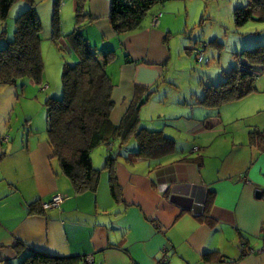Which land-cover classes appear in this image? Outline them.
Returning <instances> with one entry per match:
<instances>
[{"label":"crops","instance_id":"obj_1","mask_svg":"<svg viewBox=\"0 0 264 264\" xmlns=\"http://www.w3.org/2000/svg\"><path fill=\"white\" fill-rule=\"evenodd\" d=\"M65 1L59 20L76 14V0ZM160 5L148 12L141 30L117 34L109 21L111 0L82 4L87 44L98 56L113 53L105 71L113 85L115 125L143 97L139 119L152 107L167 105L168 95L159 96L174 48L168 16L152 23ZM71 26L75 29V21ZM3 27L0 23V31ZM258 78L243 101L264 93L263 77ZM198 96L169 103L157 119L149 118L150 126L143 124L174 141L166 155L149 160L138 156L135 137L117 139L111 144L116 159L111 170L103 152L97 190L81 194L52 158L47 133L38 135L25 116L26 125L13 139L7 128L11 114L5 116L0 122V264H21L33 253L79 257L87 264H264V154L249 145L248 134L242 138V128L240 140L233 138L237 130L228 138L219 109L195 104ZM253 107L247 109L252 113ZM111 172L119 188L116 200ZM55 195L63 202L44 209Z\"/></svg>","mask_w":264,"mask_h":264},{"label":"trees","instance_id":"obj_2","mask_svg":"<svg viewBox=\"0 0 264 264\" xmlns=\"http://www.w3.org/2000/svg\"><path fill=\"white\" fill-rule=\"evenodd\" d=\"M19 0H0V23L4 24L11 8ZM63 0H54L52 26L54 39L60 34L58 9ZM76 0L75 29L65 36L67 48L77 55L74 64H65L62 74L63 94L59 99L49 98L46 106V133L52 158L59 161L61 172L70 179L76 193L95 192L98 186V171L91 161L92 150L101 145L107 149L106 166L115 162L111 144L115 140L125 142L131 136L139 144L138 156L149 160L158 159L169 152L174 141L161 132L146 130L140 125L135 107L115 125L111 122L113 85L105 67L113 58L111 51L98 56L84 39L81 29L82 4ZM168 0H111L109 21L117 34H129L142 29L148 12L157 4ZM259 12V13H258ZM262 14L259 15L258 14ZM257 15L264 22V0H248L235 9L233 17L241 27ZM13 40L0 36V87L16 86L18 80L42 81L43 62L40 49L41 22L33 0H25L15 19ZM245 63H238L224 73V80L208 85L195 104L208 109H218L224 104L236 102L255 91L256 78L264 74V47L257 46L240 54ZM218 119V118H217ZM211 123H209L210 125ZM211 126V125H210ZM249 145L264 154V130L254 129L248 133ZM111 170V169H110ZM110 193L118 199L119 188L111 172ZM214 252L203 257L208 260ZM79 257H55L33 253L21 264H79Z\"/></svg>","mask_w":264,"mask_h":264},{"label":"rangeland","instance_id":"obj_3","mask_svg":"<svg viewBox=\"0 0 264 264\" xmlns=\"http://www.w3.org/2000/svg\"><path fill=\"white\" fill-rule=\"evenodd\" d=\"M68 1L65 2L69 3ZM247 1L168 0L158 6V11L161 12L159 14L168 16L173 34V58L166 72L165 86L159 96L164 100L165 95H168V99L166 106L152 107L151 113L146 114L145 119H143V113L140 117L141 126H144L143 124L150 126L149 118L157 119V112H162L164 107V111H167V107L172 105L169 103L173 102L174 104L176 100L189 94L202 95L206 86L216 85L224 80V73L230 71L239 60L240 63H245L240 56L243 51L257 46L264 47V22H260L257 15H254L253 20H249L241 27L235 25L234 11L236 8L244 6ZM21 3L24 4L25 0H19L11 8L3 24L4 27L0 31L1 34L4 29L5 39L10 42L13 40L15 32L14 22L19 14V10L16 11V9L19 5H23ZM33 3L41 22L40 49L44 69L40 84L32 83L29 79H20L16 86L0 87V122L3 124L4 117L11 114V119L7 122V117L6 122L9 123L7 127L9 132L12 131L14 134L13 139L16 137L17 128L21 124L26 125L25 120L29 117L31 121L27 123L38 128V135L43 136L46 133L45 102L49 98L59 99L62 97L63 67L65 64H74L78 60L77 55L62 42L63 35L73 29L71 24L75 21V14L69 16L63 14L64 17L60 15V34L54 39L52 26L54 0H33ZM62 8L60 9L61 13ZM186 48L191 51L187 52ZM194 50L202 52L204 61L208 60L209 63L197 62ZM262 77L264 80V74ZM257 80L255 87L258 83ZM242 101L243 99L224 104L218 108L219 110H216V114L219 111L224 127L229 132L228 138L232 137L231 134L234 130H237L238 134L233 138L240 140L239 128L243 129L242 138L247 136L248 130H264V93L257 94L251 100ZM247 106H255L253 107L254 111L251 113ZM25 116L28 118L25 119ZM20 129L22 130V127ZM103 152L105 157L108 156V152L101 145L92 150L90 155L93 168L97 171L103 166L101 165L102 161L104 162Z\"/></svg>","mask_w":264,"mask_h":264},{"label":"built area","instance_id":"obj_4","mask_svg":"<svg viewBox=\"0 0 264 264\" xmlns=\"http://www.w3.org/2000/svg\"><path fill=\"white\" fill-rule=\"evenodd\" d=\"M160 17H161V14H158V15H156V16L152 19V23H153V25H156V24H157L158 19H159ZM194 51H196V50H194ZM195 54H196L197 62H199V63H203V62H205V64H208V63H209L208 60L204 61L203 53H202V52H198V51H196ZM5 141H6V139L2 140V142H5ZM63 199H64V198H63L61 195H55V196L52 197V199H51L50 202L45 203V204L43 205V208H44V209L56 208V207H58V206L63 202ZM87 262H88V261H87Z\"/></svg>","mask_w":264,"mask_h":264},{"label":"water","instance_id":"obj_5","mask_svg":"<svg viewBox=\"0 0 264 264\" xmlns=\"http://www.w3.org/2000/svg\"><path fill=\"white\" fill-rule=\"evenodd\" d=\"M145 100H146V97H143V99L138 103L136 109H139V107L144 103Z\"/></svg>","mask_w":264,"mask_h":264}]
</instances>
